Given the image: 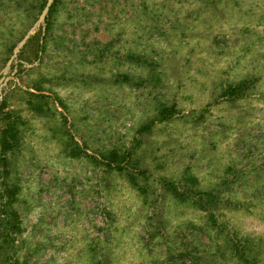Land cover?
<instances>
[{"label": "rangeland", "instance_id": "obj_1", "mask_svg": "<svg viewBox=\"0 0 264 264\" xmlns=\"http://www.w3.org/2000/svg\"><path fill=\"white\" fill-rule=\"evenodd\" d=\"M0 264H264V0H0Z\"/></svg>", "mask_w": 264, "mask_h": 264}, {"label": "trees", "instance_id": "obj_2", "mask_svg": "<svg viewBox=\"0 0 264 264\" xmlns=\"http://www.w3.org/2000/svg\"><path fill=\"white\" fill-rule=\"evenodd\" d=\"M241 87H242V86H239L238 88L241 89ZM198 195H204V194L199 193ZM210 195H211V194H206L205 196H210Z\"/></svg>", "mask_w": 264, "mask_h": 264}]
</instances>
